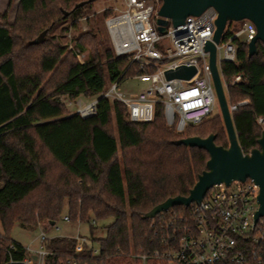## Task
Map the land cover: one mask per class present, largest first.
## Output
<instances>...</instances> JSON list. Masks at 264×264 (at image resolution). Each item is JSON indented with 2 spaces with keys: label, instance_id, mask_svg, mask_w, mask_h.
Instances as JSON below:
<instances>
[{
  "label": "trees",
  "instance_id": "1",
  "mask_svg": "<svg viewBox=\"0 0 264 264\" xmlns=\"http://www.w3.org/2000/svg\"><path fill=\"white\" fill-rule=\"evenodd\" d=\"M83 2L88 0H18L14 21L0 23V264L6 262L9 246L17 249L11 251L14 258L23 255L21 245L9 237L13 226L33 229L40 224L47 232L64 214L71 224L88 225L89 246H98V254L85 248L75 255L74 240L53 237L43 245L54 255L47 264L66 259L131 264L133 254L161 253L165 243L174 245L184 235L182 228L192 224L191 208L144 216L169 198L187 197L208 160L205 151L173 142L215 135V145L228 147L218 115L179 134L166 125L161 104L151 122H131L122 103L102 99L110 84L155 68L141 70L127 57H116L93 27L77 36L83 11L91 4L75 8ZM233 26L227 24L222 43L234 34ZM57 28L59 34H54ZM69 29L75 47L85 54L82 63L60 42ZM44 31L43 42L30 45ZM232 44L234 60L222 61L220 74L228 105L247 101L231 114L239 146L247 154L258 147L263 131L257 119L264 121V45L257 42V54L248 58L247 44L237 39ZM78 99H96L95 114L81 118L67 113L64 100ZM91 220L97 226H89ZM108 220V226H98ZM253 236L246 245L254 252L248 264H264V220Z\"/></svg>",
  "mask_w": 264,
  "mask_h": 264
},
{
  "label": "built area",
  "instance_id": "2",
  "mask_svg": "<svg viewBox=\"0 0 264 264\" xmlns=\"http://www.w3.org/2000/svg\"><path fill=\"white\" fill-rule=\"evenodd\" d=\"M119 1L116 6L102 11L111 13L104 19V28L115 56L127 57L131 62L139 64L141 70L153 67L155 71L142 72L133 77L147 84L138 94L124 98L118 92L121 82L116 81L108 86L101 98L122 103L131 122H151L156 104H161L166 125L172 127L176 133H183L188 125H199L214 113L217 104L208 63L209 56L204 51L206 43L212 41L216 11L208 8L198 17L186 18L183 25L177 28L169 24L165 34L161 35L155 24L160 0ZM240 23L241 28L237 32L225 43L220 41L216 45L219 72L224 57L234 60L235 48L232 42L237 39L248 44L255 36V27L250 22ZM65 40L68 51L80 63L84 62L85 54L75 47L76 40L71 29L66 32ZM220 52L222 57L219 56ZM179 66L194 67L196 73L188 81H166L164 72ZM239 80L240 77L237 76L234 81ZM246 103L247 101H242L234 106L228 105L230 114L236 111L237 106ZM96 106V99L86 103L78 99L74 103V114L81 118L91 117L96 112ZM257 124L264 130V121L261 118L257 119ZM257 195L258 187L250 179L243 183L232 182L228 187L223 184L214 186L199 204L189 206L192 224L182 228L184 235L174 245L165 243L161 253L154 251L144 255L133 254L131 264H248V257L254 256V252L250 254L246 245L248 240L253 238L254 241L253 233L262 221L253 224L254 214L258 209ZM62 219L71 224L67 214ZM54 226L55 224L52 228ZM89 226H97V222L91 220ZM37 228L42 230L39 235V248L21 246L23 255L14 258L11 251L17 249L9 246L8 258L3 264H47L54 255L43 245L51 238L45 236L42 225L38 224ZM66 238L75 241V255L81 254L85 248L90 249L93 255L98 254V246H89L86 236L78 234ZM59 263L78 264L74 259Z\"/></svg>",
  "mask_w": 264,
  "mask_h": 264
},
{
  "label": "water",
  "instance_id": "3",
  "mask_svg": "<svg viewBox=\"0 0 264 264\" xmlns=\"http://www.w3.org/2000/svg\"><path fill=\"white\" fill-rule=\"evenodd\" d=\"M88 0L75 6L83 7ZM161 5L157 12L155 21L156 29L164 35L170 24L173 28L183 25L188 17H198L206 9L213 8L217 17L214 21V33L211 42H207L204 51L209 56V68L211 80L216 97L224 130L227 136L228 147L223 148L215 145V135L206 138L188 137L173 142L175 146L196 148L203 150L208 155L205 170L198 175L193 188L187 197L177 196L169 198L165 202L155 206L145 216V219H152L155 216L165 213L174 207L187 208L192 204H199L206 193L214 186L223 184L228 187L232 182H245L250 179L258 187L257 205L258 209L254 214L253 224L264 220V130L257 140V148L244 154L239 146L232 116L228 110V103L221 82V74L216 64V45L222 40L225 28L228 23H240L248 21L255 27V36L247 44V55L251 58L257 54L256 44L264 45V0H160ZM46 32H42L30 45H37L43 42ZM223 62L231 61V57H224ZM196 73L194 67L179 66L164 72L166 81L190 80ZM54 224L52 223L51 226Z\"/></svg>",
  "mask_w": 264,
  "mask_h": 264
},
{
  "label": "rangeland",
  "instance_id": "4",
  "mask_svg": "<svg viewBox=\"0 0 264 264\" xmlns=\"http://www.w3.org/2000/svg\"><path fill=\"white\" fill-rule=\"evenodd\" d=\"M17 3L18 0H12L11 6L8 8V0H0V23L2 22H7V23H12L14 21V18L16 16V10H17ZM119 0H96L93 3L89 5L88 8H86L83 11V17L89 19V22L91 21L92 23L90 24L89 22H86L85 18L80 20V25H81V30L77 32V36L79 34L86 32L89 28L93 27L94 31H98V37L101 38L102 44L104 46L108 45L110 46V42L106 33V30L104 28V19L102 20L99 16L104 13L102 12L104 9L111 7V6H116L119 4ZM6 15L5 19L2 21L1 17L3 15ZM99 21V22H97ZM241 28L240 23H234V26L232 28L233 33L237 32ZM54 34H59V28L54 30ZM75 38V37H74ZM104 40V42H103ZM61 43H65L66 40H60ZM222 52L219 53V56L222 57ZM223 83V81H222ZM224 86V83H223ZM147 87V84L139 82L137 79L129 78L124 81H122L118 87V92L122 93L124 98H128L131 95H136L140 91L144 90ZM224 91L226 94L225 86H224ZM82 103H86L88 100L86 99H80ZM66 103L65 111L69 114L74 113V103L76 102H71L69 100H64ZM215 115H219V109L216 104L214 113ZM111 131L112 133L116 134L114 123L112 122L111 124ZM63 217V216H62ZM110 224V221H105V222H99L98 226H108ZM59 228V230H57ZM41 229L39 228H23L19 225L13 226L10 231H9V237L19 243L21 246L25 248H30V249H38L40 246V240H39V235L41 233ZM45 236L47 238H52V237H74L78 234L86 236L87 238L89 237V228L88 225L85 223L81 224H67L66 222L63 221L61 218L54 226V228L50 229L49 231H43ZM0 233H2V229L0 227Z\"/></svg>",
  "mask_w": 264,
  "mask_h": 264
}]
</instances>
